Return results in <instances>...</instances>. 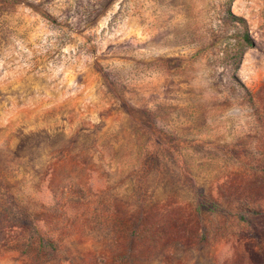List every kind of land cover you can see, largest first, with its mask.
<instances>
[{"label": "rangeland", "instance_id": "rangeland-1", "mask_svg": "<svg viewBox=\"0 0 264 264\" xmlns=\"http://www.w3.org/2000/svg\"><path fill=\"white\" fill-rule=\"evenodd\" d=\"M0 264H264V0H0Z\"/></svg>", "mask_w": 264, "mask_h": 264}, {"label": "trees", "instance_id": "trees-1", "mask_svg": "<svg viewBox=\"0 0 264 264\" xmlns=\"http://www.w3.org/2000/svg\"><path fill=\"white\" fill-rule=\"evenodd\" d=\"M227 17L230 21H232L235 26L239 28L240 35L237 37L233 48H231L225 56V59L228 60L230 63V71H235L242 60V56L245 52V50L248 47H251L253 45V40L251 36L249 35L247 31V25L245 19L242 17L236 16L232 14L231 12H228Z\"/></svg>", "mask_w": 264, "mask_h": 264}]
</instances>
